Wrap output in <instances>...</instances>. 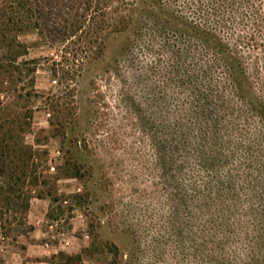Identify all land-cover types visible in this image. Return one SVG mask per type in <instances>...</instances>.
Listing matches in <instances>:
<instances>
[{
  "label": "trees",
  "instance_id": "trees-1",
  "mask_svg": "<svg viewBox=\"0 0 264 264\" xmlns=\"http://www.w3.org/2000/svg\"><path fill=\"white\" fill-rule=\"evenodd\" d=\"M26 1L0 8L2 27L31 25L20 15L32 12ZM121 10L119 59L153 78L166 114L154 144L167 215L150 216L140 202V223L125 231L139 254L147 246L174 264H264V0H122ZM4 34L0 49L12 56L0 58V76L20 69L24 46L16 37L3 45ZM32 64L21 66L34 73ZM12 113L0 114V196L28 209L26 187L39 182L22 141L32 111Z\"/></svg>",
  "mask_w": 264,
  "mask_h": 264
},
{
  "label": "rangeland",
  "instance_id": "rangeland-1",
  "mask_svg": "<svg viewBox=\"0 0 264 264\" xmlns=\"http://www.w3.org/2000/svg\"><path fill=\"white\" fill-rule=\"evenodd\" d=\"M15 1L0 0V8ZM121 2L28 0L32 12L21 8L20 15L29 27L11 31L0 22L3 45L15 37L24 45L15 55L20 69H2L0 114L23 116L31 109V129L22 141L33 149L39 182L26 190L32 200L55 201V230L71 241L55 264H174L170 255L156 258L147 246L139 254L125 231L140 223V202L150 216L160 209L163 219L167 215L154 144L155 126L161 119L164 124L166 114L158 107L165 102L155 101L153 78L137 62L119 59L126 39L118 24ZM11 56L0 49L5 65ZM23 61L33 62L36 71L22 67ZM5 203L3 194L0 220L12 242L33 226L28 209Z\"/></svg>",
  "mask_w": 264,
  "mask_h": 264
},
{
  "label": "crops",
  "instance_id": "crops-1",
  "mask_svg": "<svg viewBox=\"0 0 264 264\" xmlns=\"http://www.w3.org/2000/svg\"><path fill=\"white\" fill-rule=\"evenodd\" d=\"M34 200L27 210L28 223L33 226L30 232H20L9 242L0 221V264H55L57 257L71 248V241L61 238L64 234L55 230L59 219L50 217L55 201L50 198ZM48 221L51 222L44 229Z\"/></svg>",
  "mask_w": 264,
  "mask_h": 264
}]
</instances>
